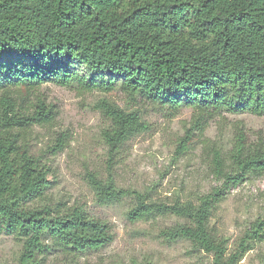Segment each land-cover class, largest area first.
Listing matches in <instances>:
<instances>
[{"label":"trees","instance_id":"obj_1","mask_svg":"<svg viewBox=\"0 0 264 264\" xmlns=\"http://www.w3.org/2000/svg\"><path fill=\"white\" fill-rule=\"evenodd\" d=\"M69 62L102 80L88 82ZM100 73L122 76L129 94L173 108L189 103L202 111L264 116V0H0V234L21 241L20 264L45 263L54 252L73 261L113 239L107 221L53 200L49 166L20 142L16 129L52 118L44 101L26 111L16 95L50 80L112 90L115 78ZM102 103L112 118L105 130L111 153L148 129L138 111ZM214 162L222 183L196 202L158 201L150 191L119 187L111 173L105 179L90 173L88 181L99 203L131 196L130 220L183 218L162 236L190 240L212 254L214 264H238L264 240V219L255 220L230 252L210 221L233 187L264 172V140L239 138L227 160L218 155Z\"/></svg>","mask_w":264,"mask_h":264},{"label":"rangeland","instance_id":"obj_2","mask_svg":"<svg viewBox=\"0 0 264 264\" xmlns=\"http://www.w3.org/2000/svg\"><path fill=\"white\" fill-rule=\"evenodd\" d=\"M51 60V59H50ZM54 61V60H51ZM71 70L88 82L101 75L79 63L69 62ZM115 78L112 90L83 81L61 84L52 80L32 93L21 92L15 102L22 110H33L42 100L52 110L48 123L17 127L20 142L41 156L49 166V192L54 201L77 206L95 218L107 221L113 233L110 243L99 250L71 257L54 252L42 264H214L213 255L196 249L185 238L169 241L163 228L185 220L175 215H157L146 220H130L131 196L113 203H99L91 188L90 173L105 179L111 173L116 184L127 190L150 191L158 201L196 202L222 181L215 172V158L227 160L239 138L264 140V116L250 112L199 110L182 103H169L133 96ZM103 101L129 111H138L148 126L110 152L105 130L112 118ZM257 219H264V172L249 175L233 187L215 208L210 226L226 238L228 251ZM21 241L11 234H0V264H20ZM238 264H264V240L248 250Z\"/></svg>","mask_w":264,"mask_h":264}]
</instances>
